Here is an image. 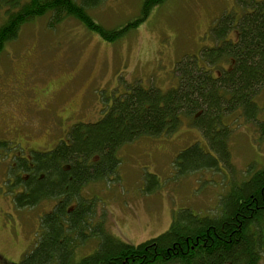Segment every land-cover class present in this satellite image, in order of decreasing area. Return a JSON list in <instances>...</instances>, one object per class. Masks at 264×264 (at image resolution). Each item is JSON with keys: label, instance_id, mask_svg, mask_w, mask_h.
Returning a JSON list of instances; mask_svg holds the SVG:
<instances>
[{"label": "rangeland", "instance_id": "1", "mask_svg": "<svg viewBox=\"0 0 264 264\" xmlns=\"http://www.w3.org/2000/svg\"><path fill=\"white\" fill-rule=\"evenodd\" d=\"M143 1L103 0L90 14L106 29H114L138 16ZM242 9L238 0H163L114 42L74 18L49 27L47 17L41 16L21 26L0 53V264L19 261L44 237L40 219L51 206L50 201L31 208L13 204L10 191L18 186L8 185L7 172L28 149L17 131H4L14 117H26L32 124V147L51 149L72 124L102 117L103 110L135 82L162 90L172 86L175 63L186 56L198 57L203 46L212 45L209 29L216 19L226 13L238 16ZM16 92L17 99H11ZM256 100L264 107V87ZM234 127L228 140L230 154L217 161L218 171L178 173L173 163L178 152L194 142L204 144L189 117L170 134L141 136L120 146L116 176L89 184L82 192L91 196L95 232L105 228L120 240L137 244L166 231L181 208L216 213L221 196L247 174L264 168V139L247 123ZM72 203L76 199L68 206ZM98 240L94 234L75 239L71 263L94 252ZM262 260L260 264L264 253Z\"/></svg>", "mask_w": 264, "mask_h": 264}, {"label": "trees", "instance_id": "2", "mask_svg": "<svg viewBox=\"0 0 264 264\" xmlns=\"http://www.w3.org/2000/svg\"><path fill=\"white\" fill-rule=\"evenodd\" d=\"M102 1L0 0V53L24 23L41 16L47 17L49 27L74 18L90 32L114 42L136 28L163 0H144L138 16L114 29H106L90 14ZM238 2L243 4L238 16L223 14L210 27L212 45L203 46L198 57L186 56L175 63L172 86L162 90L135 82L98 120L72 124L63 140L34 153L33 167L23 158L14 162L9 169L13 183L7 182L21 187V191L11 190L15 207L31 208L52 200L55 204L40 219L46 232L33 251L17 263L5 264H72L71 245L81 230L95 232L90 221L91 196L82 192L89 184L116 176L120 165L117 151L123 144L141 136L170 134L189 117L204 144L194 142L175 156L178 173L187 175L205 168L219 170L217 161L230 154L228 140L235 124L251 125L264 139V107L256 100L264 87V0ZM71 199L76 203L67 212ZM182 209L166 231L137 244L101 228L94 254L76 264L263 262L264 168L247 174L241 184L221 196L216 213L202 215Z\"/></svg>", "mask_w": 264, "mask_h": 264}, {"label": "flooded vegetation", "instance_id": "3", "mask_svg": "<svg viewBox=\"0 0 264 264\" xmlns=\"http://www.w3.org/2000/svg\"><path fill=\"white\" fill-rule=\"evenodd\" d=\"M10 97H11V99H13V100H15V99H17V97H18V93L16 92V93H12V94H10ZM29 98V97H28ZM29 102H30V100H28ZM31 103V102H30ZM7 128L8 129H5L4 131H17V135H19L20 136V139L22 140V143L23 144H25L24 145V147H26V148H28L26 151H27V155L25 156V155H23V159H25L26 160V162H27V164H28V166L29 167H33L34 166V164L31 162V160H32V158H33V155H34V153H36V152H41V151H43L42 149H39V147H32L31 146V142L29 141V140H32L31 139V136H30V132L32 131V129H33V126H32V124L31 123H29L28 122V118H26V117H21V116H18V117H14V122H13V124H12V126H7ZM34 148V149H33ZM36 148V149H35ZM13 180H14V176L12 175L11 176V178H10V182H12L13 183ZM9 182V183H10ZM12 183H10V184H12ZM10 186V185H9ZM15 187V186H14ZM18 190H20L21 191V187H19L18 186ZM51 203H52V206H50L49 208H47L46 210H44V213L46 212H50L52 209H53V207H54V204H55V201L53 202V200L51 201ZM75 206V204L73 203V204H71L68 208H67V212H69V211H71V209H73V207ZM91 227L93 228V226H92V224H91ZM90 229L91 228H89V230H86V229H82L81 230V235H80V237L81 236H88V235H90V234H94V235H98L99 236V234H98V232H94V233H89L90 232ZM94 229V228H93ZM86 233V234H85ZM111 235H113V234H111ZM114 236V235H113ZM79 236H78V238H80ZM100 237V236H99ZM115 237V236H114ZM117 238V237H116ZM39 242V241H38ZM37 242V243H38ZM37 243H35V244H37ZM34 247H35V245H34ZM34 247L33 248H31L29 251H33V249H34ZM25 254H27V253H24V255ZM92 254H94V252H92L91 254H88V255H85V256H83L81 259H83L84 257L86 258L87 256H90V255H92ZM0 259H2L3 260V255H2V253L0 252ZM80 259V260H81ZM19 261H20V259H19ZM19 261H17V262H19ZM16 262V263H17ZM79 262V261H78ZM5 263H6V261H5Z\"/></svg>", "mask_w": 264, "mask_h": 264}]
</instances>
